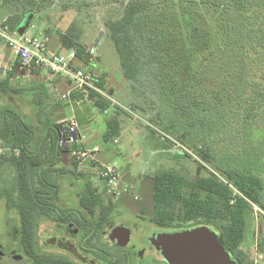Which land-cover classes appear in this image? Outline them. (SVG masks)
Here are the masks:
<instances>
[{
	"label": "trees",
	"instance_id": "obj_1",
	"mask_svg": "<svg viewBox=\"0 0 264 264\" xmlns=\"http://www.w3.org/2000/svg\"><path fill=\"white\" fill-rule=\"evenodd\" d=\"M29 2L28 7L20 0H0L10 12L6 20L10 28L23 18L19 15L24 10V15L41 11V4ZM105 27L122 76L131 83L152 85L160 113L174 115L190 129L200 118L197 134L202 142L218 136L208 124L211 118L218 121L219 115L236 134L257 118L264 121L259 102L264 99V0H129L121 17L106 21ZM43 33L51 36L49 28ZM56 34L62 49L74 51L78 65L86 66L82 30L73 23ZM105 80V74L93 77V84L105 91ZM76 99L73 93L72 100ZM89 100L102 115L109 109L101 137L105 144L114 142L122 130L118 107L110 108L94 91ZM66 106L53 100L43 83L14 85L11 76L0 79V200L17 213V241L33 264H68L64 257L37 251V232L45 222L67 224L77 213L90 215L101 225L117 207L85 180V174L77 173L74 159L71 168L63 166V156L70 153L60 144ZM152 121L161 122L158 116ZM168 130L154 134L171 141L168 135L174 132ZM176 142L187 149L185 138ZM200 154L217 168L207 147H201ZM244 164L217 168L220 175L191 181L169 170L153 173L151 221L213 226L225 250L244 261L241 247L249 214L253 206L261 210L264 188L258 172L239 168ZM258 245L264 252L261 242Z\"/></svg>",
	"mask_w": 264,
	"mask_h": 264
},
{
	"label": "rangeland",
	"instance_id": "obj_2",
	"mask_svg": "<svg viewBox=\"0 0 264 264\" xmlns=\"http://www.w3.org/2000/svg\"><path fill=\"white\" fill-rule=\"evenodd\" d=\"M29 1H35L37 5L41 4V11L37 12L34 21L42 22L43 28H49L52 35L56 36V31H66L73 23L82 30L81 43L85 46L84 60L87 65L83 66L82 63L81 66L93 77L106 75L105 92L117 103L122 127L120 135L115 138L117 142L105 144L102 137H98L95 144L100 148V162L116 166L123 182L129 185L131 191L114 198L105 190L95 169L85 172L77 170V173L85 174V180L90 182L93 188L113 199L117 205L112 215L114 224L125 220L129 222L137 220V214L140 213L147 219L148 214L151 213L152 193L149 176L158 171H173L191 181L198 177L220 175V171H224L223 169L228 165L245 163L239 168L258 172L264 183V121L257 118L244 127L243 133L240 131L236 134L233 126L232 130L227 129L226 121L219 115L218 121L211 118L208 124L218 136L213 138L210 136L211 138L203 139L202 142V136L197 134L200 132V118L195 120L194 127L190 129L188 123L178 120L174 115L160 113L157 90L152 85L131 83L122 76L119 57L112 41L108 38L105 22L120 18L124 5L129 0H20L26 6H28L26 2L31 3ZM23 13L25 14V10L20 16H24ZM27 20L28 18L23 19L19 29L25 30ZM30 33L28 30L27 34ZM60 48L57 39L49 40V53ZM90 48L95 49L93 56L87 55V50ZM77 63L79 64L78 61ZM56 98H59V94ZM259 102L264 106V99H259ZM88 103L82 101L77 105L78 111L82 110V116L89 114V119L93 116L87 125L98 123L94 121L95 116L102 122V126L105 125L108 115H97L93 104L88 105ZM61 104L64 105L63 102ZM155 116L161 121L159 125L152 121ZM82 122L85 123V119ZM168 129L174 132L168 135L171 141L167 138L161 139L159 135L154 134V132L167 134ZM182 137L186 139V143L183 144L185 149L187 148L185 152L180 150L177 142L175 143V140ZM201 147H207L211 151L214 157L213 164L217 162L218 166H216L220 171L205 161L200 154ZM71 159H73L71 153L65 154L62 158L63 166L71 168ZM261 205L260 211L253 207L249 214L246 237L241 247L246 254L247 264L250 262L248 259L254 241L261 242L264 249V188ZM18 229L17 213L7 210L4 202L0 200V243L4 248L10 249L15 245ZM156 231L158 232V229Z\"/></svg>",
	"mask_w": 264,
	"mask_h": 264
},
{
	"label": "flooded vegetation",
	"instance_id": "obj_3",
	"mask_svg": "<svg viewBox=\"0 0 264 264\" xmlns=\"http://www.w3.org/2000/svg\"><path fill=\"white\" fill-rule=\"evenodd\" d=\"M77 201L73 199L75 204ZM137 215L139 220H125L118 224H114L111 218L100 225L90 215L85 218L77 213V218L67 224L45 222L37 232L36 249L41 254L64 257L68 264H169L159 248V237L162 239L164 236L161 235L190 232L202 227L215 233L222 245L213 226L194 221L179 226L157 225L151 221V213L147 219L144 214ZM225 251L236 264H247L246 259L243 261L234 253ZM29 263L33 264V260L24 254L18 241L10 249L0 243V264Z\"/></svg>",
	"mask_w": 264,
	"mask_h": 264
},
{
	"label": "built area",
	"instance_id": "obj_4",
	"mask_svg": "<svg viewBox=\"0 0 264 264\" xmlns=\"http://www.w3.org/2000/svg\"><path fill=\"white\" fill-rule=\"evenodd\" d=\"M0 39L12 52V55L19 63L21 69L30 72L35 69H42L48 73L66 80L68 89L59 95V99L67 104H72V94H81L83 101L89 100V92L94 91L109 102L110 108L117 106V103L104 91L98 89L93 84V76L81 68L76 62L74 51L65 53H49L48 38L43 34H23L18 35L13 32L6 21L0 18ZM95 49L87 50L88 56H93ZM109 109L104 111L103 115H108ZM63 129V135L60 144L63 148H70L71 157L77 165V170L89 171L95 169L99 180L103 183L105 190L114 198L131 191L129 185H126L116 166L103 164L99 160L100 148L77 147V144L83 143V137L79 133V124L75 115H72ZM117 140L114 141L116 143ZM181 151H185L179 145ZM137 199V197H134ZM254 207V206H253ZM255 210L260 211L257 207ZM250 264H264V252L259 248L257 240L254 241L251 250Z\"/></svg>",
	"mask_w": 264,
	"mask_h": 264
},
{
	"label": "crops",
	"instance_id": "obj_5",
	"mask_svg": "<svg viewBox=\"0 0 264 264\" xmlns=\"http://www.w3.org/2000/svg\"><path fill=\"white\" fill-rule=\"evenodd\" d=\"M0 11L2 14V16L0 18H2L3 21H6L7 17L10 15V12L8 11V9L6 7H3L2 5H0ZM29 16H32V17L30 20H27L23 34L27 33V31L30 30V32H31L30 34H33V35L43 34L44 35L43 29H45V28H43L42 22L34 21L35 20L34 18H36V16H37V13H34V12H29L28 14L24 15L22 19H18L19 23H17L13 29L12 28H10V29L13 32H15L16 34L20 35L19 34V30H20L19 25H21L23 23V19L28 18ZM56 36H57V34H56ZM56 36L51 34V36L48 38V42L52 38H55V39H57V42L60 44V41H59L58 37H56ZM60 47H61V45H60ZM53 52L54 53H65L66 51L63 50L61 47L59 50H54ZM78 62H79V60H78ZM76 64H78V63L76 62ZM9 76H11V81L14 85L43 83L44 86L47 88L48 93L50 94V97L53 100L60 101L61 103H62V101L59 98L58 99L56 98L57 94L60 95L68 89V84H67L65 79L60 78V77H56V76L48 73L45 70L35 69V70L30 71V72H27L26 70L21 69L17 60L12 55V52L10 51V49L6 46L5 42L0 39V79H4V78L9 77ZM77 96L80 99L72 100V104H70V105L63 102L64 104L67 105L66 109H65L66 118L64 120L67 121L72 115H75V117H76V120L79 124L80 136L83 137V143L80 145L77 144V147L92 148L94 146H98L95 144V141L97 140L98 137L101 138L102 133L105 130V125L102 126V122H100L96 116H95L94 121H96L98 123H96V124L91 123L90 125H87V123L89 121H91L93 116H92V118L89 119V114L82 116V114H81L82 110L79 109L80 111H78L79 106H77V105L82 103L83 100L79 94H77ZM89 104H90V102L88 103V105ZM94 111L97 112V115H102L95 108H94ZM83 119H85V121H86L85 123L82 122Z\"/></svg>",
	"mask_w": 264,
	"mask_h": 264
},
{
	"label": "water",
	"instance_id": "obj_6",
	"mask_svg": "<svg viewBox=\"0 0 264 264\" xmlns=\"http://www.w3.org/2000/svg\"><path fill=\"white\" fill-rule=\"evenodd\" d=\"M32 16H29L28 20ZM24 29L19 30L23 35ZM159 237V248L169 264H236L208 228L168 233Z\"/></svg>",
	"mask_w": 264,
	"mask_h": 264
}]
</instances>
